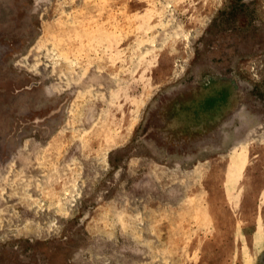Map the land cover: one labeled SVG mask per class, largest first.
I'll return each instance as SVG.
<instances>
[{"label":"rangeland","instance_id":"374dc122","mask_svg":"<svg viewBox=\"0 0 264 264\" xmlns=\"http://www.w3.org/2000/svg\"><path fill=\"white\" fill-rule=\"evenodd\" d=\"M230 74L263 100L213 152L142 139L154 99ZM263 253L264 0H0V264Z\"/></svg>","mask_w":264,"mask_h":264},{"label":"flooded vegetation","instance_id":"af4514ba","mask_svg":"<svg viewBox=\"0 0 264 264\" xmlns=\"http://www.w3.org/2000/svg\"><path fill=\"white\" fill-rule=\"evenodd\" d=\"M240 88L233 74L207 75L181 84L153 100L143 120L142 139L151 149L159 151L165 161L170 155L185 158L199 149L213 152L221 143L228 122L238 119L244 112L249 115L260 109L258 106L263 100L260 95L251 102L256 91L244 88L245 92H240L237 90ZM149 160L131 168L152 170L157 167L152 164L154 159Z\"/></svg>","mask_w":264,"mask_h":264},{"label":"trees","instance_id":"16d2710c","mask_svg":"<svg viewBox=\"0 0 264 264\" xmlns=\"http://www.w3.org/2000/svg\"><path fill=\"white\" fill-rule=\"evenodd\" d=\"M263 255H264V253H263Z\"/></svg>","mask_w":264,"mask_h":264}]
</instances>
